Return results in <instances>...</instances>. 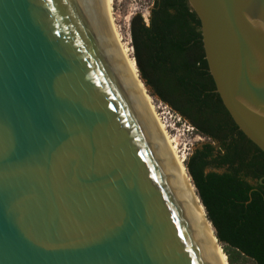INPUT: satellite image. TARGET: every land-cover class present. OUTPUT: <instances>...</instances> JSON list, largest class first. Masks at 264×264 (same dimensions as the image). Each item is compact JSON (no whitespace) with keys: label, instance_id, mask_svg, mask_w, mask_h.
<instances>
[{"label":"water","instance_id":"1","mask_svg":"<svg viewBox=\"0 0 264 264\" xmlns=\"http://www.w3.org/2000/svg\"><path fill=\"white\" fill-rule=\"evenodd\" d=\"M187 1L217 93L264 153V0ZM0 264H223L105 0H0Z\"/></svg>","mask_w":264,"mask_h":264},{"label":"trees","instance_id":"2","mask_svg":"<svg viewBox=\"0 0 264 264\" xmlns=\"http://www.w3.org/2000/svg\"><path fill=\"white\" fill-rule=\"evenodd\" d=\"M130 37L150 96L208 140L185 167L228 264H264V153L216 91L199 18L187 0H153L148 21L141 13L131 17Z\"/></svg>","mask_w":264,"mask_h":264},{"label":"rangeland","instance_id":"3","mask_svg":"<svg viewBox=\"0 0 264 264\" xmlns=\"http://www.w3.org/2000/svg\"><path fill=\"white\" fill-rule=\"evenodd\" d=\"M152 2L153 0H110V4L112 7L111 14L113 25L120 37L123 46L130 50V56L133 60L134 49L132 47V41L130 37V20L134 14L141 13L144 16L145 20L148 21ZM145 89L148 96L150 97L151 105L154 109L155 114L162 123L169 139L176 147V152L179 159L183 160L185 165V161L191 156L193 151L200 148L203 144L207 143L208 140L197 133V131L188 121H185L183 118H181L169 106L162 103L158 99L151 97L148 93V89L146 87ZM218 244L222 249L219 241ZM246 264L253 263L247 262Z\"/></svg>","mask_w":264,"mask_h":264},{"label":"bare ground","instance_id":"4","mask_svg":"<svg viewBox=\"0 0 264 264\" xmlns=\"http://www.w3.org/2000/svg\"><path fill=\"white\" fill-rule=\"evenodd\" d=\"M105 7H106V14H107V17H108V20L110 22V27H111V34L115 40V43L117 45V48L119 50V53L125 63V66L127 68V72L133 82V84L135 85L140 97L142 98L146 108L148 109L149 111V114L177 168V171L184 183V186L187 190V192L189 193L193 203L195 204L199 214L201 215L208 231H209V234L213 240V243L216 247V250L220 256V259L222 261L223 264H228L227 262V257L224 255L222 249L220 248L219 244H218V240H217V237H216V234H215V231L210 223V221L208 220L207 218V213L205 211V208L203 207L199 197H198V194L195 190V187L194 185L192 184V181L190 179V176L188 175V172L185 168V165H184V161L179 159L178 155H177V152H176V147L173 145L172 141L169 139L162 123L160 122L159 118L157 117V115L155 114L154 112V109L151 105V101H150V97L148 96L147 92H146V89H145V86L143 84V82L141 81L140 79V76H139V72H138V68H137V65L135 63V61L131 58L130 56V50L126 47L123 46V44L121 43V40H120V37L113 25V20H112V14H111V10H112V7H111V4H110V0H105Z\"/></svg>","mask_w":264,"mask_h":264}]
</instances>
